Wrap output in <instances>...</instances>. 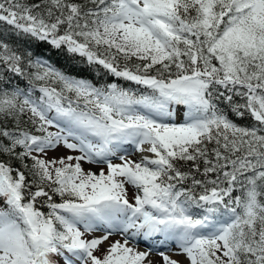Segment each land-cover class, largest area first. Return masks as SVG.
I'll return each instance as SVG.
<instances>
[{
    "label": "snow or ice",
    "instance_id": "obj_1",
    "mask_svg": "<svg viewBox=\"0 0 264 264\" xmlns=\"http://www.w3.org/2000/svg\"><path fill=\"white\" fill-rule=\"evenodd\" d=\"M0 22V264H264V0H0Z\"/></svg>",
    "mask_w": 264,
    "mask_h": 264
},
{
    "label": "rangeland",
    "instance_id": "obj_2",
    "mask_svg": "<svg viewBox=\"0 0 264 264\" xmlns=\"http://www.w3.org/2000/svg\"><path fill=\"white\" fill-rule=\"evenodd\" d=\"M184 111V109L183 108H181V109H179V111L177 112V115H176V117H175V120L177 121V122H181V120H182V115H181V113ZM137 153H134L131 149L129 150V152L128 153H120V155H125L126 156V158L127 159H131V160H133V161H136L137 159H138V156L136 155ZM113 162L114 163H120L121 161L119 160V159H115V160H113ZM101 167H105L106 168V166L105 165H98V164H85L84 165V168L87 170V169H91L92 171H94V172H98L99 171V169L101 168ZM128 191H129V196L131 197L132 195H133V193H134V189L132 188V186H128ZM97 235H99V233H97ZM115 239H121V237H119V236H112L111 238H110V241L111 240H115ZM139 246L140 245H142V243H140V244H138ZM138 245H134V246H136L137 248L139 247ZM146 246V245H145ZM107 247V245H102L101 246V251H103L105 248ZM172 247V251H167L166 249H164V248H160L159 249V251H167V254L169 255V256H171L173 259H177V260H181V261H184V257L182 256V255H177V254H175V245H172L171 246ZM146 250H147V248H146ZM151 255V256H150ZM150 255H149V259H151L153 262H154V264H160V260H161V258H160V256L158 255V251H156V250H153L151 253H150ZM185 264H187V262L185 261Z\"/></svg>",
    "mask_w": 264,
    "mask_h": 264
},
{
    "label": "trees",
    "instance_id": "obj_3",
    "mask_svg": "<svg viewBox=\"0 0 264 264\" xmlns=\"http://www.w3.org/2000/svg\"><path fill=\"white\" fill-rule=\"evenodd\" d=\"M29 2H31V0H29ZM0 23H2V22H0ZM5 35H7V33H5ZM20 46H21L22 48H24V49L27 48V44H25V43H23V42L20 43ZM33 50H35V45H34V44H33ZM52 62H53V63H56L55 59H53ZM63 63H64V62L61 61L59 64H57V66L60 67V66L63 65ZM237 122H238V123H241V124H247V123H248V119L245 118L244 120H238ZM56 199L58 200L59 198L57 197ZM42 210L47 211L46 208H43Z\"/></svg>",
    "mask_w": 264,
    "mask_h": 264
},
{
    "label": "bare ground",
    "instance_id": "obj_4",
    "mask_svg": "<svg viewBox=\"0 0 264 264\" xmlns=\"http://www.w3.org/2000/svg\"><path fill=\"white\" fill-rule=\"evenodd\" d=\"M136 155L139 157V154H138V153H137ZM141 243H142V245H140V246L138 245L139 247H138L137 249H138L139 251H147V250H146L147 247L145 246V243H143V242H141ZM150 256H151V255H150Z\"/></svg>",
    "mask_w": 264,
    "mask_h": 264
}]
</instances>
